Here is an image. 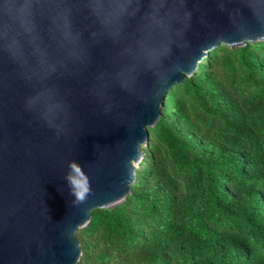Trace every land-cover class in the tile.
Masks as SVG:
<instances>
[{"label": "water", "instance_id": "1", "mask_svg": "<svg viewBox=\"0 0 264 264\" xmlns=\"http://www.w3.org/2000/svg\"><path fill=\"white\" fill-rule=\"evenodd\" d=\"M260 40L264 0H0V264H74L169 88L208 50ZM70 160L92 188L79 205Z\"/></svg>", "mask_w": 264, "mask_h": 264}, {"label": "trees", "instance_id": "2", "mask_svg": "<svg viewBox=\"0 0 264 264\" xmlns=\"http://www.w3.org/2000/svg\"><path fill=\"white\" fill-rule=\"evenodd\" d=\"M147 133L74 264H264V40L208 50Z\"/></svg>", "mask_w": 264, "mask_h": 264}, {"label": "clouds", "instance_id": "3", "mask_svg": "<svg viewBox=\"0 0 264 264\" xmlns=\"http://www.w3.org/2000/svg\"><path fill=\"white\" fill-rule=\"evenodd\" d=\"M69 171L65 175V181L69 187L70 194L74 196L73 204L79 205L87 201L92 193L90 179L76 160L68 162Z\"/></svg>", "mask_w": 264, "mask_h": 264}]
</instances>
